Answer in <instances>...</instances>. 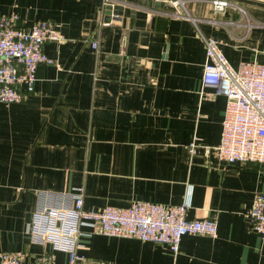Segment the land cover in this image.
I'll return each mask as SVG.
<instances>
[{"label":"crops","instance_id":"obj_1","mask_svg":"<svg viewBox=\"0 0 264 264\" xmlns=\"http://www.w3.org/2000/svg\"><path fill=\"white\" fill-rule=\"evenodd\" d=\"M229 1L245 14L234 5L214 11L209 0H185L190 18L173 14L168 0H0V15H16L25 28L49 19L62 36L42 47L58 66L39 64L32 91L0 101V250L50 251L27 234L30 215L42 199L82 187L86 209L188 195V218L217 219L215 236L185 234L177 253L162 242L83 233L79 252L88 257L264 264V237L245 215L264 191V163L219 159L225 97L201 80L198 31L219 41L234 68L264 61V0ZM108 4L122 10L107 22ZM55 254L66 263V253Z\"/></svg>","mask_w":264,"mask_h":264},{"label":"built area","instance_id":"obj_2","mask_svg":"<svg viewBox=\"0 0 264 264\" xmlns=\"http://www.w3.org/2000/svg\"><path fill=\"white\" fill-rule=\"evenodd\" d=\"M214 11L234 5L229 0H209ZM175 15L190 18L185 0H168ZM242 14L245 10L237 5ZM116 16V14H114ZM196 22L195 18H192ZM249 23L247 19V24ZM205 61L202 85L214 88L225 97L221 135L215 146L219 159L226 163L253 161L264 163V61H243L234 68L220 43L212 36H203ZM56 25L49 19L35 20L30 28L18 24L16 15H0V101H21L33 90L39 64L58 63L43 52L47 41H61ZM90 45L97 49V40ZM24 85L25 88L21 86ZM190 154L196 151L194 141L187 145ZM206 153L210 147L205 146ZM56 199H42L26 224L31 241L49 243L50 251L31 255L23 249L0 250V264H57L56 252L66 253L65 264H115L104 258L88 257L79 252V236L102 233L136 237L162 242L173 253L180 249L185 234H217L214 217L188 218L189 196L179 203L135 199L127 206L105 205L101 209L83 206V189L55 193ZM247 225L264 237V191L254 193L246 210ZM83 227L88 229L84 231Z\"/></svg>","mask_w":264,"mask_h":264},{"label":"water","instance_id":"obj_3","mask_svg":"<svg viewBox=\"0 0 264 264\" xmlns=\"http://www.w3.org/2000/svg\"><path fill=\"white\" fill-rule=\"evenodd\" d=\"M122 10V7L119 5H111L108 4L105 6V20L108 22L111 20L112 14H120Z\"/></svg>","mask_w":264,"mask_h":264}]
</instances>
